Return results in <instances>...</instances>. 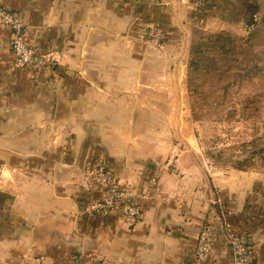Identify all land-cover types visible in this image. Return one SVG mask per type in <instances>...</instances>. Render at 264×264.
<instances>
[{
  "label": "crops",
  "instance_id": "1",
  "mask_svg": "<svg viewBox=\"0 0 264 264\" xmlns=\"http://www.w3.org/2000/svg\"><path fill=\"white\" fill-rule=\"evenodd\" d=\"M261 1L228 2L258 12ZM193 2L0 0L29 26L41 57L32 70L18 66L0 26V264H236L228 226L251 246L250 264H264V172L235 169L216 181L215 199L189 171L157 166L172 148L156 140L157 128L153 138L131 137L139 110L130 102L157 97L144 87L165 61L166 50L143 39L147 23L162 28L164 45L176 36L189 43L194 24L226 23L219 4L197 11ZM98 164L139 201L135 224L91 208L101 190L84 167ZM203 224L214 240L198 260Z\"/></svg>",
  "mask_w": 264,
  "mask_h": 264
},
{
  "label": "rangeland",
  "instance_id": "2",
  "mask_svg": "<svg viewBox=\"0 0 264 264\" xmlns=\"http://www.w3.org/2000/svg\"><path fill=\"white\" fill-rule=\"evenodd\" d=\"M123 1L135 3L140 0ZM228 1L212 0L219 4L217 9L225 18L229 13L226 23L222 26L210 20L189 26V43L185 37L176 36L164 45L166 35L162 28L156 23H147L143 39L148 46L163 47L165 61L158 76H152L153 82L147 81L144 87L146 93L152 92L157 97L153 101L130 102L133 110H140V116L129 118L130 131L140 133L141 130L153 138L151 131L157 128L160 133H155L156 140L172 145L170 150L156 156L159 158L157 166L176 175L189 171L190 175L199 178L204 188L210 189L215 199L218 198L216 181L237 169L234 167L236 158L245 157V152L228 148H251L252 141L256 147H264V0L260 2L258 12L252 4H229ZM193 3L194 10L204 9L201 0ZM236 7L240 11L231 12ZM209 11L206 8L204 14ZM153 29L161 32L157 42L151 37ZM179 32L185 34V31ZM217 34L233 40L228 49L223 41L215 42ZM202 42L204 44L198 47L202 51L201 57L197 65L190 67L193 45L196 47ZM18 66L29 70L37 67ZM151 67L157 68L156 65ZM84 103L82 101V107ZM85 121L86 118H82L83 125ZM101 125L106 126L104 122ZM245 165L246 172L263 173L264 156H255ZM96 166L84 167V173L90 177L88 171ZM103 166L114 179L108 165ZM90 178L92 180V176ZM115 181L131 191L126 183ZM228 232L240 236L229 226Z\"/></svg>",
  "mask_w": 264,
  "mask_h": 264
},
{
  "label": "built area",
  "instance_id": "3",
  "mask_svg": "<svg viewBox=\"0 0 264 264\" xmlns=\"http://www.w3.org/2000/svg\"><path fill=\"white\" fill-rule=\"evenodd\" d=\"M0 26L9 33L10 50L15 56L18 64L25 67L36 66L41 63V57L27 41L29 26L20 20L15 12L6 8L0 3ZM160 30L153 29L152 40L157 42L160 38ZM2 166L0 165V174ZM94 183L100 186L101 196L93 202L91 208L96 212L106 213L110 210H119L123 213L129 223L135 224L141 216L139 201L132 192L125 186L119 185L103 164L88 171ZM213 230L209 225L203 224L199 230L195 245V257L204 260L209 253L210 245L214 240ZM227 242L232 251L236 264H250L252 249L247 240L241 236L227 233ZM73 264H83L75 260Z\"/></svg>",
  "mask_w": 264,
  "mask_h": 264
},
{
  "label": "trees",
  "instance_id": "4",
  "mask_svg": "<svg viewBox=\"0 0 264 264\" xmlns=\"http://www.w3.org/2000/svg\"><path fill=\"white\" fill-rule=\"evenodd\" d=\"M201 2L203 3L202 4L203 7L209 6L212 4V0H201ZM218 40H221L224 42V45L226 46L225 49H228L229 43L233 42V40L230 37L223 35V34H217L215 36V42ZM200 44H204V42L198 43L196 47H195V45H193L192 56L189 60V66L190 67L197 65L199 58L201 57L202 51L199 50V48H198L200 46ZM252 142H251V145H249V147H251V148H245V147L244 148L240 147L241 149L238 147L228 148L229 150H239V151L245 152L244 158H242V159L236 158L237 160L234 161V163H235L234 167L235 168L240 169V170H245L247 168V165H245V163H250L252 161V159H254L255 156H264V147L263 146L256 147L255 145H253ZM242 146H244V145H242Z\"/></svg>",
  "mask_w": 264,
  "mask_h": 264
},
{
  "label": "water",
  "instance_id": "5",
  "mask_svg": "<svg viewBox=\"0 0 264 264\" xmlns=\"http://www.w3.org/2000/svg\"><path fill=\"white\" fill-rule=\"evenodd\" d=\"M135 110H138L137 108H135ZM140 111V110H139ZM139 111H134L135 112V116L134 117H138L140 116ZM133 127H136L135 125H133ZM136 130L131 131V137H133V135L135 134Z\"/></svg>",
  "mask_w": 264,
  "mask_h": 264
}]
</instances>
